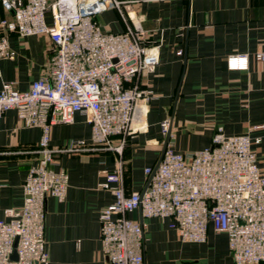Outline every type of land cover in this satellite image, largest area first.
Wrapping results in <instances>:
<instances>
[{"label": "built area", "instance_id": "obj_1", "mask_svg": "<svg viewBox=\"0 0 264 264\" xmlns=\"http://www.w3.org/2000/svg\"><path fill=\"white\" fill-rule=\"evenodd\" d=\"M12 20L0 23V62L16 52L9 35L47 34L51 41L49 73L28 90L6 81L0 90V118L10 109L29 127H40L39 159L27 174L20 208L0 220V264H49L45 238L47 196H67L69 174L52 165L60 151L51 145L56 124H71L77 113L91 124L89 141L71 139L67 151L114 149V137L145 130L151 90L138 87L143 71L153 72L160 49L151 44L143 18L128 12L126 32H106L95 17L114 8L117 0H1ZM48 15L51 22L48 21ZM264 60V53L257 54ZM230 69H248V56L228 57ZM1 73V69H0ZM168 135L171 120L161 123ZM261 138L228 135L217 126L212 144L193 152L175 150L168 142L161 161L147 167L146 188L126 194L120 165L106 172L101 187L116 201L100 211L101 242L110 264L144 263V223L127 217L171 218L182 242L204 243L211 225L228 236L235 264H264V174L254 145ZM17 252V259L12 255ZM191 264V263H190Z\"/></svg>", "mask_w": 264, "mask_h": 264}, {"label": "crops", "instance_id": "obj_2", "mask_svg": "<svg viewBox=\"0 0 264 264\" xmlns=\"http://www.w3.org/2000/svg\"><path fill=\"white\" fill-rule=\"evenodd\" d=\"M52 1V0H50ZM95 17L106 32H126L131 10L143 18L149 43L160 49L153 72L143 71L138 87L151 90L146 128L114 137V149L67 151L71 139L89 141L91 124L77 113L71 124L52 127L51 145L59 149L52 167L65 169L69 187L64 201L47 196L45 238L49 264H110L101 242L100 211L116 201L101 187L106 172L120 165L126 194L146 187L145 169L157 165L167 135L161 123L171 120L175 150L188 153L212 144L217 126L228 135L261 138L254 148L264 174V0H117ZM0 0V23L12 20ZM48 21L51 17L48 15ZM3 31L0 26V36ZM16 52L0 62V90L16 81L20 90L49 73L52 41L47 34L9 35ZM248 56L245 70L230 69L228 57ZM40 127H29L15 109L0 118V220L20 208L30 167L39 159ZM127 217L144 223L143 264H235L228 236L210 225L204 243L182 242L171 218H142L140 210Z\"/></svg>", "mask_w": 264, "mask_h": 264}, {"label": "water", "instance_id": "obj_3", "mask_svg": "<svg viewBox=\"0 0 264 264\" xmlns=\"http://www.w3.org/2000/svg\"><path fill=\"white\" fill-rule=\"evenodd\" d=\"M169 140H170V133L167 135V138H166V140H165L164 150H163V153H162L161 158L159 159L158 163L161 161V159H162V157H163V154H164V152H165V150H166V147H167V145H168ZM158 163H157V164H158ZM148 184H149V181H148V183L146 184V187L148 186ZM146 187H145V188H146ZM12 258H13V259H17V258H18V256H17V252H16V251L13 253Z\"/></svg>", "mask_w": 264, "mask_h": 264}]
</instances>
